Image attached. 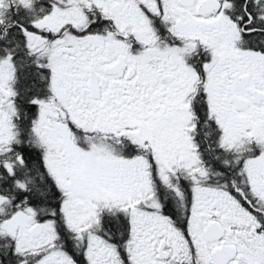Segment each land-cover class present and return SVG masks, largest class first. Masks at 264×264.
<instances>
[{"label": "snow or ice", "instance_id": "obj_1", "mask_svg": "<svg viewBox=\"0 0 264 264\" xmlns=\"http://www.w3.org/2000/svg\"><path fill=\"white\" fill-rule=\"evenodd\" d=\"M0 264H264V0H0Z\"/></svg>", "mask_w": 264, "mask_h": 264}]
</instances>
